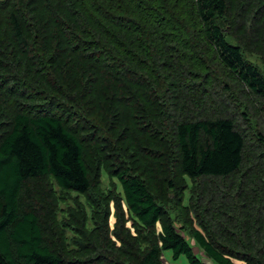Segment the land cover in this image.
<instances>
[{
	"label": "trees",
	"instance_id": "16d2710c",
	"mask_svg": "<svg viewBox=\"0 0 264 264\" xmlns=\"http://www.w3.org/2000/svg\"><path fill=\"white\" fill-rule=\"evenodd\" d=\"M254 24L264 0H0V264H163L167 249L186 264H264V67L240 28ZM90 127L118 141L114 166L104 141L85 149ZM102 168L147 244L112 236L124 213L96 190ZM34 179L78 207L59 216L46 189L45 202L29 193L44 207H23ZM68 231L90 257L68 261Z\"/></svg>",
	"mask_w": 264,
	"mask_h": 264
},
{
	"label": "rangeland",
	"instance_id": "374dc122",
	"mask_svg": "<svg viewBox=\"0 0 264 264\" xmlns=\"http://www.w3.org/2000/svg\"><path fill=\"white\" fill-rule=\"evenodd\" d=\"M254 1L257 2L258 0H254ZM240 28H241L242 32L245 34V38L247 41V48L249 50V51L247 50V52H249L250 60L254 61L255 63H257L261 67H264V36H263L264 28L261 32L256 28V24H254V27L250 26V25H244V26H240ZM251 29H253L252 33H250ZM7 53H9L8 48L3 50L4 57L9 56V54H7ZM254 106L258 107L259 104L257 102H255ZM254 106H252V108H254ZM232 109H234V106H232ZM115 126H117V124H115ZM256 126L261 129V126L259 123ZM117 128H118V126H117ZM126 128H130V127L126 124L122 127H119L120 130L117 132V134H115L116 140H119L120 137L124 135V129H126ZM103 131H105V130H102L100 132L99 129L95 130L93 127H90L87 129H81V133H88L87 136L88 137L90 136V139L86 140L84 142L86 150L89 149V151H91L93 153L96 150V147H100V148L103 147L102 144L100 143L101 141L105 142L104 144L106 146V151L103 154V159H104L103 163L105 164V166L111 167V166H114V162H113L114 158L111 159V155H114L116 153L115 150H116V147L119 146V143H118V141H116L115 144H112L110 141V138H104L106 135L103 134ZM156 143H158V142H156ZM121 146H123V145H121ZM162 148H163V146L159 150H161ZM89 156H91L92 158H95L94 155L89 154ZM98 156L99 155H96V157H98ZM126 156L128 158L130 157L127 154H126ZM94 168L96 171L97 166H95ZM99 176H100V182H99L100 188H98L96 190H99L102 188L106 192L109 190L113 191V195H111V198L117 199V200L116 199L114 200L115 201L114 205L116 207H114V206L113 207H114V209L116 208V212H118V210L121 208L122 212L124 213V216H122V217L119 215V217L114 218V215H113L112 218H110L109 223H108V227L112 233V236L116 237L115 236L116 233L114 231L116 229H119L123 236H127V237H130L133 239L135 237H139L143 245L147 244L148 243V234H149V236H154V234L152 232H149L146 236H143L141 234L140 229H139L140 226H139V228L136 227V225H135L136 221L134 219V216L132 215V213L129 210V207L127 205L126 199H125L123 191H122L120 181L117 180L115 177L110 176L108 171L105 168H102L101 174H99ZM183 176L185 177V175L182 174L181 171L178 170L176 175L174 176V181L177 182L178 184L181 183L182 181H185V178H183ZM37 182H38V180L34 179L33 181L32 180L28 181L25 184V191H26L25 197L26 198H25V202H22L23 207H28L27 206L28 203H26V201L27 200L29 201L30 199L33 200L30 203L32 207H44V205H40V202L38 200H34L29 194L30 192H33V193L38 195V197L41 199L42 202H45V199L43 198V193L41 192V189H43V190L46 189V190H49L51 192V194L53 195V197L56 200L55 204H52V207H57V210L59 207V211H58L59 216H62L61 211L64 213L66 212L67 216H69V214H70L69 211L71 210V208L72 207H78V203L76 201L77 193L69 192L66 195H64V193L62 195L60 188L56 183H51L49 180L42 181L39 184ZM168 189L165 188V190H164V193L166 195H168V197H169V198H167V200H169L171 197L175 202L174 204H172V206L176 207L175 205H179V203H180V198L177 195V192L179 191V189L173 190V191H170V189L169 190ZM104 194H106V193H104ZM166 195L164 197H166ZM109 196L110 195H108V197ZM80 200H82V197ZM67 207H68V210H66ZM86 207H90V205H88V203H86ZM176 209L180 213V216H179L180 218H182V219H187L189 217L191 218L190 214L187 212V210L185 208L176 207ZM172 215H175V213H172ZM166 216H167V214L163 217H166ZM160 225H161V222L158 223V227H160ZM88 226L93 227L94 225L90 223ZM56 238H58V236ZM71 238H72L71 232L68 231L65 234L64 240H63V247H65V250L68 252V255H67L68 261L74 260L75 258H87V257H90L92 255L93 252L91 250L90 251H84V250H82V249L80 250L78 248L71 249L70 246H72V244H73ZM49 244L52 247L56 246L52 242H50ZM195 250L197 252L200 251V249L197 246H195ZM172 254H173V251L171 249H167V250L162 252L163 264H186L188 262L185 254H181L177 259L173 258ZM203 259H205L206 262H209V263L211 262V261L207 260V257L205 255H203ZM63 264H84V263L83 262L82 263L67 262V263H63ZM100 264H104V263H100Z\"/></svg>",
	"mask_w": 264,
	"mask_h": 264
}]
</instances>
